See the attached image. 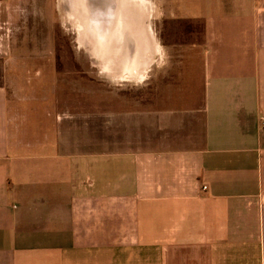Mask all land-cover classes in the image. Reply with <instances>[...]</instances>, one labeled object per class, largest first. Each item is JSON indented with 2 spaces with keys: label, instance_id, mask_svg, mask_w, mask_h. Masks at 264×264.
I'll use <instances>...</instances> for the list:
<instances>
[{
  "label": "crops",
  "instance_id": "0c3cea01",
  "mask_svg": "<svg viewBox=\"0 0 264 264\" xmlns=\"http://www.w3.org/2000/svg\"><path fill=\"white\" fill-rule=\"evenodd\" d=\"M148 3L162 41L180 21L201 43L143 53L153 97L102 114L95 145L54 85L28 82L42 66H6L0 0V264H264V0ZM177 63L197 65L196 103L161 86Z\"/></svg>",
  "mask_w": 264,
  "mask_h": 264
},
{
  "label": "rangeland",
  "instance_id": "374dc122",
  "mask_svg": "<svg viewBox=\"0 0 264 264\" xmlns=\"http://www.w3.org/2000/svg\"><path fill=\"white\" fill-rule=\"evenodd\" d=\"M11 1L12 20L8 44L9 53L7 54L11 55V58L6 61V66L8 67L9 61L15 64L14 58L17 56L20 58L21 54L22 58H25L21 62L28 68L36 66L40 70L39 68L42 66L43 75L35 76L30 71L27 75L22 74V82H25L27 76L32 75L28 82L32 83L34 78L40 76L41 83L45 81V83L54 85L57 89L54 97L60 107V109L56 108L54 112L60 113L61 118L64 117L68 120L70 118L80 121L87 120L90 123L91 133L94 137L92 139L93 144L99 145L98 135L103 128L100 127V124L105 117H102V114H105L107 110H111L113 114L116 109L122 113L129 112L133 107L132 104L136 103L132 100H139L141 101L140 104L146 106L149 99L153 97V92L148 90V64L150 59L141 70L142 78L140 81L130 79L127 76L124 78L113 76L106 68L115 67L116 62L111 59L108 53H101V55L104 54L105 62H107L104 64L100 53L99 56L98 53H92V46L89 43L92 40L87 39L88 34L83 36L87 40H83V43L80 42V36L73 21L75 11H72L73 9L65 0ZM142 1L146 8L145 13L141 16V21L145 29L151 28L152 30L151 37L157 49L156 53H160L163 49L162 46L164 44L167 46V43L175 45L176 47L173 48L177 49V52L181 51V53H189L188 48L195 50L196 47L193 45L201 43L199 37L196 40L195 34L193 37L189 36L190 31L193 30L198 34L200 27L191 26L180 21L177 22V26L171 28V35L169 32H166L169 33L168 35L165 33L166 40L162 41L153 28L154 19L149 10L148 0ZM26 24H29L28 35L24 32ZM83 30L86 31V28ZM26 36H28L27 41ZM90 37L94 38L91 35ZM25 46H27V49ZM192 52L195 53L196 51ZM3 55L4 57L7 56L6 54ZM176 62L178 61L175 60L174 64ZM25 66L23 68L24 72L27 69ZM176 66L170 72L171 74L169 73V77L165 74V77L160 80L161 86H164L163 82L165 81L176 82L178 88L174 92L177 94V98H182L178 96L185 94L184 87L189 83L188 89L191 94V101L196 103V99L199 97V83L201 80L197 65L193 64L186 70V67H180L179 63ZM189 71L192 73L191 75L188 74ZM162 91L160 93L163 95ZM174 102L175 100L168 104ZM110 103L118 104V106H111ZM63 124L64 129H67V122H63ZM114 130L113 134H115ZM80 132L82 133V131ZM118 133V135H121V130H118Z\"/></svg>",
  "mask_w": 264,
  "mask_h": 264
},
{
  "label": "bare ground",
  "instance_id": "6f19581e",
  "mask_svg": "<svg viewBox=\"0 0 264 264\" xmlns=\"http://www.w3.org/2000/svg\"><path fill=\"white\" fill-rule=\"evenodd\" d=\"M65 1L73 9L72 11H75L73 21L77 27L80 42L91 39L89 43L92 46V53H108L111 56V59L116 62L114 66L119 67V69L112 66V68H106L113 76L117 78L127 76L140 81L142 78L140 69L144 64L143 53L157 51L150 29H145L141 21L146 8L143 1ZM84 28L86 31L83 30ZM85 34L89 35L87 39L83 38ZM126 54L129 55L126 56ZM103 63L107 62L103 61Z\"/></svg>",
  "mask_w": 264,
  "mask_h": 264
},
{
  "label": "flooded vegetation",
  "instance_id": "af4514ba",
  "mask_svg": "<svg viewBox=\"0 0 264 264\" xmlns=\"http://www.w3.org/2000/svg\"><path fill=\"white\" fill-rule=\"evenodd\" d=\"M26 29L28 30V34H29V24H27L26 25ZM98 56H99V54H97ZM129 54H126V56H128ZM100 56H101V54H100ZM120 56H122V55H120ZM133 56H135L134 54H133ZM134 64H135V59H134Z\"/></svg>",
  "mask_w": 264,
  "mask_h": 264
}]
</instances>
